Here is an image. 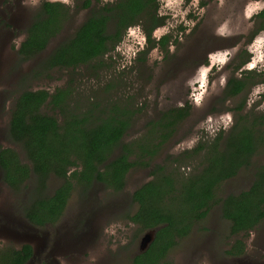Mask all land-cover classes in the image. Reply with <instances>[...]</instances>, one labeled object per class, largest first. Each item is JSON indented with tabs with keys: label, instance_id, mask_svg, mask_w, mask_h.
Segmentation results:
<instances>
[{
	"label": "rangeland",
	"instance_id": "rangeland-1",
	"mask_svg": "<svg viewBox=\"0 0 264 264\" xmlns=\"http://www.w3.org/2000/svg\"><path fill=\"white\" fill-rule=\"evenodd\" d=\"M44 1L63 3L70 9L69 18L44 52L23 61L20 45ZM87 1L0 0V149L14 148L27 162L9 135L12 111L26 90L53 93L69 87L70 106L79 111L102 104L130 105L135 115L124 143L141 139L149 123L172 108L190 105V114L149 167L130 171L123 191L96 183L85 194L74 192L55 225L39 228L25 218L36 192L35 179L16 193L4 183L0 170V252L33 245L35 256L28 264H133L142 253L146 231L129 220L138 208L132 195L153 179L155 166L163 165L175 177L195 174L205 166V152L218 133L223 131L221 137L226 138L231 132L235 111L242 107V115L264 114V17H258L264 0H159L163 24L150 36V23L142 22L91 64L47 69L43 62L56 47L92 13L118 0H90L85 7ZM233 77L247 78V84L243 92L227 98L225 87ZM43 112L61 119L49 105ZM263 164L264 140L250 165L222 183L219 198L247 190ZM61 183L51 177L45 194H53ZM237 238L217 204L170 251L168 264H264V220L245 237V254L228 256Z\"/></svg>",
	"mask_w": 264,
	"mask_h": 264
},
{
	"label": "trees",
	"instance_id": "trees-1",
	"mask_svg": "<svg viewBox=\"0 0 264 264\" xmlns=\"http://www.w3.org/2000/svg\"><path fill=\"white\" fill-rule=\"evenodd\" d=\"M90 5L89 0L84 6ZM158 9L159 0H118L105 4L71 38L56 47L43 64L49 70L91 64L120 43L129 28L142 22L150 23V36L154 28L163 24ZM69 15L70 9L63 3L44 1L19 48L21 60H31L44 52L63 30ZM258 17L263 18L264 11ZM246 84L247 78H231L224 96L240 94ZM71 96L69 87L53 93L45 89L24 91L12 111L9 135L21 146L27 162L14 148L0 149V170L8 187L20 193L35 179L36 192L25 208V218L39 228L60 221L74 192L85 194L96 183L114 192L123 191L130 171L149 167L190 114V105L172 108L151 121L141 139L124 143L135 115L130 105L102 104L79 111L71 108ZM45 105L58 111L61 119L43 112ZM241 110L242 107L235 111L236 123L228 136L222 138L221 131L207 147L206 164L200 171L175 177L163 165H156L153 179L133 193L132 200L138 208L129 220L144 231L158 228L154 241L133 259V264H168L170 251L217 204L221 205L222 217L230 222L231 235L240 236L226 251L227 255L245 254V237L264 220V164L257 169L255 181L247 190L223 199L217 194L223 182L250 165L264 140V114L242 115ZM51 177L61 179L62 183L53 194L47 195ZM33 254L30 244L1 251L0 264H27Z\"/></svg>",
	"mask_w": 264,
	"mask_h": 264
},
{
	"label": "water",
	"instance_id": "water-1",
	"mask_svg": "<svg viewBox=\"0 0 264 264\" xmlns=\"http://www.w3.org/2000/svg\"><path fill=\"white\" fill-rule=\"evenodd\" d=\"M157 230L158 228L146 231L144 237L142 238L140 252H144L149 248V246L155 239Z\"/></svg>",
	"mask_w": 264,
	"mask_h": 264
},
{
	"label": "flooded vegetation",
	"instance_id": "flooded-vegetation-1",
	"mask_svg": "<svg viewBox=\"0 0 264 264\" xmlns=\"http://www.w3.org/2000/svg\"><path fill=\"white\" fill-rule=\"evenodd\" d=\"M20 46H21V45H20ZM32 247H33V245H32ZM20 248H21V247H20ZM20 248H18V249H20ZM33 250H34V247H33ZM34 256H35V250H34V254H33L32 259H31L28 263H30V262L33 260ZM28 263H27V264H28Z\"/></svg>",
	"mask_w": 264,
	"mask_h": 264
}]
</instances>
